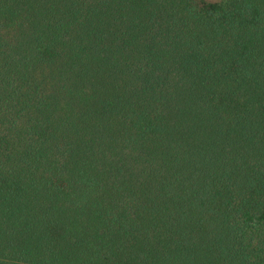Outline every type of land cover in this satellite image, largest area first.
<instances>
[{
    "label": "trees",
    "instance_id": "16d2710c",
    "mask_svg": "<svg viewBox=\"0 0 264 264\" xmlns=\"http://www.w3.org/2000/svg\"><path fill=\"white\" fill-rule=\"evenodd\" d=\"M0 264H264V0H0Z\"/></svg>",
    "mask_w": 264,
    "mask_h": 264
}]
</instances>
